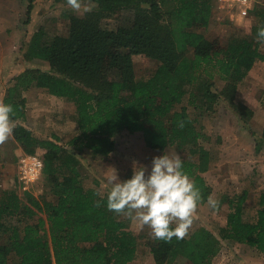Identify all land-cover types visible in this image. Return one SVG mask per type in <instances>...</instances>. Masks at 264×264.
Returning <instances> with one entry per match:
<instances>
[{
  "label": "trees",
  "instance_id": "obj_1",
  "mask_svg": "<svg viewBox=\"0 0 264 264\" xmlns=\"http://www.w3.org/2000/svg\"><path fill=\"white\" fill-rule=\"evenodd\" d=\"M66 3V0H54ZM215 0H92L97 9L85 17L70 16L67 35L45 40L36 32L24 57L40 60L49 70L27 69L14 78L3 103L14 108L12 137L27 154L45 151L44 170L56 190L57 202L30 193L6 191L0 197V264H131L138 253L139 237L128 223L107 209L106 196L83 185L77 152L108 158L124 132L141 133L146 147L163 152L168 147L188 152L184 171L201 190L202 203L212 187L203 174L212 155L201 145L210 138L197 127L187 107L176 111L188 96V105L206 115L218 98L210 90L217 76L235 91L256 63L264 62L257 29L264 25V9L251 15L259 19L251 38H233L226 46L210 41L197 30L210 25ZM28 21L37 0H26ZM133 12L131 24L115 30L102 27L123 11ZM189 54L191 56H189ZM188 55V56H187ZM145 56L160 62L154 75L136 79L133 58ZM42 89L50 96L72 102L78 115L79 135L66 150L58 137L39 139L19 124L27 119L22 92ZM229 89V90H230ZM226 90L224 93H228ZM264 94V90H263ZM240 113L234 97H225ZM249 111V115L253 112ZM256 152L264 137L252 132ZM57 141V142H56ZM2 176L0 168V178ZM246 193L226 198L229 214L221 238L201 228L191 238L170 243L153 237L146 245L156 264H213L222 241L255 249L264 256V192L258 200L256 220H244Z\"/></svg>",
  "mask_w": 264,
  "mask_h": 264
},
{
  "label": "rangeland",
  "instance_id": "obj_2",
  "mask_svg": "<svg viewBox=\"0 0 264 264\" xmlns=\"http://www.w3.org/2000/svg\"><path fill=\"white\" fill-rule=\"evenodd\" d=\"M214 2L208 29L206 31L199 29L198 33L203 34L210 41L219 40L223 46L233 38H251L252 28L259 23V19L252 15L248 19L232 17L230 13L223 12L216 1ZM93 5L92 12L97 9V4L93 3ZM255 7L256 10L264 9V0H255ZM26 11V0H0V99L4 98L8 89L13 86L14 78L27 69L49 70L43 61H29L24 57L27 45L36 32L42 29L45 32L44 41H50L55 36L67 35L70 16L82 18L92 13H84L82 10L74 12L67 4L56 3L54 0H37L29 21L26 18ZM132 17V11H123L118 17L103 21L102 27L109 30H115L120 26L127 27L131 24ZM260 51L264 54V44L260 45ZM133 63L135 76L139 81L151 78L160 66L159 61L145 56H135ZM200 80L202 83H211L210 90L219 97L213 111L200 116L201 111L188 105V96L183 104L177 106L176 111L187 107L188 114L193 119H197V127L200 129L202 126L203 133L210 138L201 142V145L212 155L209 169L203 177L212 187L211 197L219 201V207L216 211H212L207 203L200 204L185 238H191L195 232L205 228L220 239V229L226 226L230 211L226 198L237 200L244 193V188L253 184L252 189L258 186L254 190L259 200L258 194L263 192L259 190L264 188V149L256 152L253 145L256 143V137L252 135L253 132L259 138L264 137V113L258 112L254 115L258 105L264 110V62L255 64L245 78L236 85L234 93L227 88V82L219 79L218 76L213 81L204 78ZM226 90H229L228 93H224ZM27 96L20 97L26 100L27 119L19 124L31 130L39 139L56 140L54 137H58L57 144L66 150L71 149L68 146L69 142L79 135L76 106L67 100L50 96L42 89H34L33 93H27ZM225 97H234L235 105L243 106L245 110L240 113ZM248 110L252 111L253 115H249ZM74 152L79 159L84 187L94 189L102 196L107 195L110 188L107 181L113 175V170L121 181H125L131 178L136 166L144 165L150 170L152 158L164 152L178 154L182 159L188 158V152L175 146L168 147L163 152L149 149L141 133L131 135L127 132L117 138L116 149L108 158H95L87 151ZM22 153V147L18 146L12 137L0 144L2 172L0 197L6 191L15 190L22 196L30 193L40 200L57 202L56 190L48 183L44 173L39 181L29 187L28 192L24 191V186L17 178V163ZM44 153L45 151L37 149L36 154L42 160ZM222 162L228 163L226 169H223L224 165L221 166ZM238 172L243 173L241 178L238 177L239 183L236 179ZM259 181L262 182L261 185L258 184ZM257 210L258 202L254 200L244 211V220L254 222ZM119 219L128 223L129 229L139 237L138 253L131 264H156L150 248L146 245L148 240L153 239L151 230L147 226L141 228L126 215H119ZM213 264H264V256L248 246L222 241V251L214 259Z\"/></svg>",
  "mask_w": 264,
  "mask_h": 264
},
{
  "label": "clouds",
  "instance_id": "obj_3",
  "mask_svg": "<svg viewBox=\"0 0 264 264\" xmlns=\"http://www.w3.org/2000/svg\"><path fill=\"white\" fill-rule=\"evenodd\" d=\"M74 12L93 11L92 0H66ZM257 38L264 41V25L257 29ZM13 105L0 103V144L6 142L14 131ZM107 209L117 215H126L141 228L147 226L152 236L165 243L173 238L183 239L193 223L202 203L201 190L184 171L178 154L163 153L154 156L151 168L134 167L130 179L121 181L115 170L108 178ZM207 206L216 211L219 201L208 197Z\"/></svg>",
  "mask_w": 264,
  "mask_h": 264
},
{
  "label": "built area",
  "instance_id": "obj_4",
  "mask_svg": "<svg viewBox=\"0 0 264 264\" xmlns=\"http://www.w3.org/2000/svg\"><path fill=\"white\" fill-rule=\"evenodd\" d=\"M216 2L223 12H228L238 19H248L255 8V0H216ZM17 166V178L24 186V191L28 192L29 187L40 180L44 170V161L38 154L23 152L19 155Z\"/></svg>",
  "mask_w": 264,
  "mask_h": 264
},
{
  "label": "crops",
  "instance_id": "obj_5",
  "mask_svg": "<svg viewBox=\"0 0 264 264\" xmlns=\"http://www.w3.org/2000/svg\"><path fill=\"white\" fill-rule=\"evenodd\" d=\"M216 1V0H215ZM34 89H38V88H33V89H31V90H29L28 92H22V94H21V96L22 97H28L27 96V93H33V90ZM5 97H6V94H5ZM5 97L3 98H1L0 99V103H3V101H4V99H5ZM261 105H258L257 107H256V109L257 110H254V115H256V114H258V112H262V113H264V110L262 109V107H260ZM26 116H27V113H26ZM254 119H255V116L252 118V122H254ZM242 129H244V128H242ZM241 131H244V132H248L247 130H241ZM12 137V136H11ZM11 137H9V139L11 138ZM13 138V137H12ZM15 143L19 146V144L15 141ZM256 143H254L253 145L255 146V148H256V145H255ZM264 149V146H263V148L261 149V150H263ZM24 152V151H23ZM25 153V152H24ZM257 161V160H256ZM255 162V161H254ZM228 164V163H227ZM226 164V162H222V165L221 166H223V169L225 168H227V165ZM255 171V167H254V169H253V172ZM237 178L236 179H238V177L239 178H241V176H243V173L241 174V172H238L237 174ZM259 176H257V178H258ZM227 178H231L230 176H227ZM257 178H256V180H257ZM240 181H239V179H238V182L237 183H239ZM258 184L259 185H261L262 184V182L261 181H259L258 182ZM246 186V185H245ZM254 187V185L252 184V185H250V186H248V187H245L244 188V193H246V202H245V204H244V211H246L247 210V208L251 205V202H253L254 200H256V202H258V198H257V194H256V191L254 190L256 187H258V186H256L254 189H252ZM259 191H263L264 192V188L263 189H261V190H259ZM261 194V193H260ZM260 194H258V197H260ZM257 204V203H256ZM243 211V212H244ZM245 213V212H244ZM228 216V215H227Z\"/></svg>",
  "mask_w": 264,
  "mask_h": 264
}]
</instances>
